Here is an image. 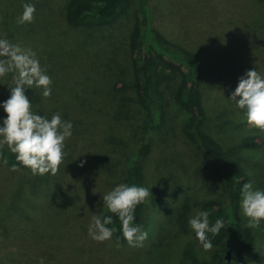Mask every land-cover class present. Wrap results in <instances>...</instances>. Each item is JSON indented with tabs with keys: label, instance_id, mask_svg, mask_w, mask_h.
<instances>
[{
	"label": "rangeland",
	"instance_id": "374dc122",
	"mask_svg": "<svg viewBox=\"0 0 264 264\" xmlns=\"http://www.w3.org/2000/svg\"><path fill=\"white\" fill-rule=\"evenodd\" d=\"M23 2L0 0V39L34 52L51 78L47 98L26 90L31 110L48 118L59 112L73 127L55 174H33L19 165L12 170L14 164L0 159V264H39L41 258L44 264H211L218 246L205 250L187 219L207 202L228 205L217 163L264 188V131L242 122L227 99L246 70L264 74V2L146 0L151 28L200 58L204 128L222 147L219 161L184 135L189 113L172 103L176 80L163 87V117L144 126L129 50L138 0H130L110 26L69 23V0H32L34 19L21 25ZM13 76L0 77V101L9 97ZM248 138L254 146L243 144ZM144 144L148 152L137 185L150 189L138 223L146 239L136 247L125 241L116 247L113 238L93 241L87 229L91 217L102 214L101 195L124 183L127 160ZM237 216L246 224L239 208ZM247 228L252 245L245 264H264V221Z\"/></svg>",
	"mask_w": 264,
	"mask_h": 264
},
{
	"label": "clouds",
	"instance_id": "9594fccd",
	"mask_svg": "<svg viewBox=\"0 0 264 264\" xmlns=\"http://www.w3.org/2000/svg\"><path fill=\"white\" fill-rule=\"evenodd\" d=\"M17 23H31L34 19L35 3L25 0ZM14 72V84L9 97L0 101V109L6 114L0 117V145H7L15 155L20 167L33 174H55L65 153L64 142L72 135V122L63 120L59 112L50 118L31 110L32 105L25 92L38 89L42 97L52 92L50 76L41 67L34 52L0 39V77ZM227 99L240 110L242 122L264 131V74L257 69H248L237 78L236 86ZM86 161L81 160L83 167ZM17 164L12 165L15 170ZM150 195V189L136 184L120 183L101 195L102 214L93 215L88 224V235L96 242L113 237L117 229L113 217L119 223V231L129 247L140 246L147 237L142 226L135 223L134 212ZM239 214L245 218L246 227L258 228L264 221V188L254 187L251 181L242 184L238 202ZM104 212L108 214H103ZM187 226L194 238L207 250L212 248L209 234L213 237L224 227V220L217 218L209 223V212L195 209L187 219ZM120 237L116 247H120ZM39 264H44L41 258Z\"/></svg>",
	"mask_w": 264,
	"mask_h": 264
},
{
	"label": "trees",
	"instance_id": "16d2710c",
	"mask_svg": "<svg viewBox=\"0 0 264 264\" xmlns=\"http://www.w3.org/2000/svg\"><path fill=\"white\" fill-rule=\"evenodd\" d=\"M133 19V28L129 38L131 53L132 81L138 102L146 112L144 126L149 127L163 117L162 90L167 81L176 80L172 91V103L189 113L183 126V133L187 139L197 142L213 158L219 159L223 155L220 144L211 137L204 128L205 110L199 97V81L202 74L200 58L191 50L173 44L155 32L149 23L146 0H138ZM263 1L264 0H257ZM130 0H69L66 8V19L74 25L110 26L127 12ZM152 49V50H151ZM153 54L152 55V52ZM247 146H254L253 139L243 141ZM148 152V145L144 144L127 160L124 168L126 184H138L142 174L140 160ZM0 159L17 164L15 155L0 147ZM219 161V160H218ZM217 175L228 194V205L210 201L200 209L209 212V223L217 218L224 220V227L214 237L209 234L212 245L218 246L214 252L211 264H245L246 253L252 245L249 229L237 216L240 188L247 182V175L238 172L225 162H218ZM141 204L134 212L135 223H139ZM104 214H108L104 212ZM218 214H222L219 217ZM117 231L113 240L120 237V223L113 217V224ZM202 245L200 242H198ZM230 250V260L225 254Z\"/></svg>",
	"mask_w": 264,
	"mask_h": 264
},
{
	"label": "water",
	"instance_id": "95a60500",
	"mask_svg": "<svg viewBox=\"0 0 264 264\" xmlns=\"http://www.w3.org/2000/svg\"><path fill=\"white\" fill-rule=\"evenodd\" d=\"M230 253H231L230 250H227V252L225 254V257H226L227 261L230 260Z\"/></svg>",
	"mask_w": 264,
	"mask_h": 264
}]
</instances>
